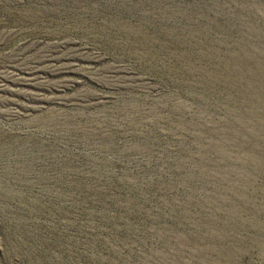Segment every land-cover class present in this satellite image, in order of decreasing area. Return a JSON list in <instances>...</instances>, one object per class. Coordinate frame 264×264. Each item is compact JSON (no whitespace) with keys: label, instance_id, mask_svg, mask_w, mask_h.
I'll list each match as a JSON object with an SVG mask.
<instances>
[{"label":"rangeland","instance_id":"obj_1","mask_svg":"<svg viewBox=\"0 0 264 264\" xmlns=\"http://www.w3.org/2000/svg\"><path fill=\"white\" fill-rule=\"evenodd\" d=\"M0 264H264V0H0Z\"/></svg>","mask_w":264,"mask_h":264}]
</instances>
